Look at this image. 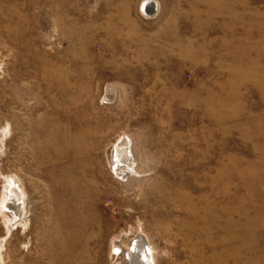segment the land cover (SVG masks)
Wrapping results in <instances>:
<instances>
[{"label": "rangeland", "instance_id": "rangeland-1", "mask_svg": "<svg viewBox=\"0 0 264 264\" xmlns=\"http://www.w3.org/2000/svg\"><path fill=\"white\" fill-rule=\"evenodd\" d=\"M137 238L264 264V0H0V264Z\"/></svg>", "mask_w": 264, "mask_h": 264}, {"label": "water", "instance_id": "water-1", "mask_svg": "<svg viewBox=\"0 0 264 264\" xmlns=\"http://www.w3.org/2000/svg\"><path fill=\"white\" fill-rule=\"evenodd\" d=\"M156 11H157V3L156 2L146 1V2H144L142 4L141 12L145 16H153L156 13ZM122 145H123V150L127 151L128 150L127 146L124 147L125 146L124 143ZM117 153H118V150L116 149L115 152H114V160H115V163L117 165L115 169H116L117 172H119L118 167L119 166H123V161H124L123 158L126 157V156H130V155L127 152H125V153L121 154V156H122V159H121V158L118 157V156H120V152H119V154H117ZM9 207H10L9 205L6 206L7 210L10 211V212L11 211L14 212L13 207L12 206L10 208ZM141 241H144V240L142 238H137L130 244V251H131L130 253H131V255H134V253L136 252L134 249L137 247V245L142 244ZM143 244H142L143 245L142 250L145 252V254H144V252L141 253V259L143 260V256L145 255L146 264H153V262L151 260V257H150L151 253L148 252V245L146 244V242L143 243ZM118 252H121L123 254L124 251H122V249L121 250L118 249Z\"/></svg>", "mask_w": 264, "mask_h": 264}, {"label": "bare ground", "instance_id": "bare-ground-1", "mask_svg": "<svg viewBox=\"0 0 264 264\" xmlns=\"http://www.w3.org/2000/svg\"><path fill=\"white\" fill-rule=\"evenodd\" d=\"M122 151V150H121ZM124 151V152H123ZM122 152L123 153H125V150H123ZM121 152V154H123ZM127 158L129 159V156H126V157H124L123 159H124V161L125 162H123L124 164L126 163L127 164ZM129 162V161H128ZM142 242V241H141ZM140 242V243H141ZM142 244H143V242H142ZM142 244H139V245H137V247L134 249L136 252L134 253V255H131V251H130V248H128L127 250H123L124 251V254H125V259H126V261H124L125 262V264H146V259H145V255L143 256V260L141 259V253H143L144 251L142 250V248H143V245ZM151 251V250H150ZM144 254H145V252H144ZM141 259V260H140ZM153 260V259H152ZM143 262V263H142ZM145 262V263H144Z\"/></svg>", "mask_w": 264, "mask_h": 264}]
</instances>
